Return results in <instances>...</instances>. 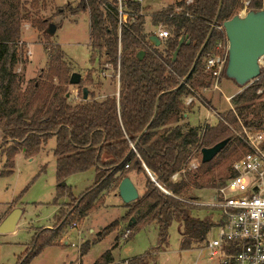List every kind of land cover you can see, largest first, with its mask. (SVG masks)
<instances>
[{
    "label": "trees",
    "instance_id": "1",
    "mask_svg": "<svg viewBox=\"0 0 264 264\" xmlns=\"http://www.w3.org/2000/svg\"><path fill=\"white\" fill-rule=\"evenodd\" d=\"M31 1L34 6L37 4V0ZM250 3L248 9L264 8L261 0H250ZM17 4L18 0H0V152L12 149L14 155L16 148L21 147L31 153L46 144L50 137H54L53 155L56 158V179L59 180L57 189L61 190L65 186L64 178L68 175L94 167V182L73 198L69 208L68 215L76 212L80 217L94 209L100 196L108 189H116L122 178L129 177L131 172L143 174L146 178L144 192L137 199L135 207L134 204L131 208L129 205V212L134 216V219H130L134 223L133 231L154 222L158 226L159 243L163 244L172 221H177L182 225L181 249L189 248L191 243L202 242L213 224L212 218L193 215L191 210L195 207L187 201L192 197L184 198L187 196L184 192L189 188V182L202 186L199 181L203 178L202 173L194 176L193 172L185 170L178 181H173L171 176L185 162L188 169L191 154L200 150L205 141L214 139V133L220 131L216 142L230 137L225 147L234 138L221 121L216 128L205 127L201 138L198 128L191 127L183 131L178 123L184 113V98L194 94L196 89L213 83L208 73L201 75L198 69L201 59L215 42V28L191 74L179 88H174L188 73L204 43L219 0H192L189 3L187 0H177L173 5L156 11L152 15L151 25L156 27L162 24L169 30L168 37L157 46L148 40L152 32L145 31L144 15L121 26L119 44L116 9L104 13L99 9L97 0H80L75 5L76 9L84 10L87 5L90 9L92 51L89 60H95V50L102 52L106 56V62L117 71L120 87L118 96L97 100L93 96L88 98L87 94L86 99L76 104L68 103L64 89L53 92V86L49 84L40 88L33 84L29 89L19 92L12 71L17 62L16 42L21 36V15L14 11ZM240 5L239 0H222L217 25L237 14ZM175 6L181 8L179 12L174 9ZM128 7L136 13L141 8L148 9L137 2H128ZM25 18L29 19L27 15ZM45 22V19H31L34 26ZM180 37L185 38L176 58L172 60ZM50 51L51 58L59 62V47H53ZM140 51H144L141 58L138 57ZM57 69L62 67L59 65ZM224 69L220 80L226 78ZM57 75L66 82L63 72H58ZM259 89L262 90L260 93ZM263 96L264 72L261 71L256 79L239 86V90L231 97V107L228 109L230 116L226 120H231L238 127V120L247 125L264 123ZM157 97V113L152 119ZM149 123L146 131L139 137ZM236 145L240 146V150L243 149L239 139L236 140ZM7 163L12 167V159L7 157L5 164ZM206 164L200 159L197 170L204 172L202 167ZM144 165L170 193L162 191L151 180ZM109 231L107 227L98 232V239ZM48 232L51 234L44 235L40 232L33 235L30 247L21 254L16 264H28L56 235V231ZM87 246L80 247L82 254L86 252ZM150 255L146 253L130 258L126 263L114 264H152ZM111 262V251L106 250L93 264Z\"/></svg>",
    "mask_w": 264,
    "mask_h": 264
},
{
    "label": "rangeland",
    "instance_id": "2",
    "mask_svg": "<svg viewBox=\"0 0 264 264\" xmlns=\"http://www.w3.org/2000/svg\"><path fill=\"white\" fill-rule=\"evenodd\" d=\"M79 1L37 0L34 6L31 0H18L14 11L21 15V36L16 42L17 62L12 71L19 92L29 89L33 84L39 88L49 84L53 86V92L64 89V95L70 104L79 103L83 99L84 87L87 89L88 98L93 96L97 100H103L107 96H118L120 87L118 73L106 62V56L95 50V60L92 62L89 60L92 51L90 9L88 5L84 10L76 9L75 5ZM176 1L144 0V6L148 8L145 10L146 33L152 29L149 27H152V15ZM247 1L250 3V0H239L241 5L237 14L245 12L243 8ZM174 9L179 12L181 8L175 6ZM25 15L29 19H26ZM36 18L45 19V24L32 25L31 19ZM49 23L56 25L53 34L47 32ZM158 26L164 27L162 24ZM214 28L217 35L208 52H214L217 43L226 39L224 31ZM56 46L61 51L59 62L51 58L50 49ZM59 65L62 69L58 70ZM58 72H63L66 82L58 77ZM72 72L81 75L79 83H69ZM198 73L206 74L203 59ZM219 88L209 84L208 87L196 89V95L190 104H186V97L184 98V113L178 122L183 131L196 127L201 138L205 127L216 128L221 121L234 136L230 145L219 151L205 167H202L204 172L197 170L201 159L197 149L189 158V161L193 160L196 163V167L187 169L185 162L171 176L173 181H178L185 170L193 172L194 176L202 173L203 178L199 179L201 187L188 183L189 188L184 192L187 196L184 198H192L187 200H208L210 189L218 187L226 179L230 165L240 155V146L236 145V140L239 139L238 126L231 120H226V117L230 116L228 109L231 107V98L228 101L225 99L226 96H233L239 90V86L228 78H222ZM214 134H216L212 137L214 139L205 141L203 146H211L214 144L213 141L216 142L220 131ZM54 146L55 138L50 137L46 144H42L38 150L31 153L21 147L16 148L14 155L12 149L3 150L5 153L0 152V221L12 209L16 207L22 209L15 231L0 234V264H16L21 254L30 247L33 235L40 232L50 235L51 232L48 231H56V235L30 259L28 264H93L106 250L111 251L113 258V262L109 264L126 263L128 259L146 253L151 254L152 264H192L196 259L197 264L212 263L202 256L200 259L197 258L195 248L201 241L191 243L187 249H181L182 225L177 221H172L163 244L159 243L158 226L154 222L144 224L133 231L134 223H131L130 219H134V216L129 212V205L130 208L133 204L135 207L137 199L144 192L146 178L143 174L130 173L139 190V197L135 201L125 204L118 196L117 188L108 189L86 216L80 217L76 212L68 215L73 198L83 193L94 182L95 168L90 167L68 175L63 181L64 188L57 189L59 180L56 179ZM7 157L12 159V167L10 163L5 164ZM191 213L200 218H214V213L208 207L193 208ZM107 227L110 229L108 234L98 239L97 233ZM126 229H129V233L124 236ZM216 234L217 228L214 227L209 230L208 237H214ZM83 245H88L84 254L80 250Z\"/></svg>",
    "mask_w": 264,
    "mask_h": 264
},
{
    "label": "built area",
    "instance_id": "3",
    "mask_svg": "<svg viewBox=\"0 0 264 264\" xmlns=\"http://www.w3.org/2000/svg\"><path fill=\"white\" fill-rule=\"evenodd\" d=\"M97 2L99 9L104 13L116 9L119 44L121 26H126L137 16L145 17V10L142 8L136 13L128 7V2H137L141 7H145L144 0H97ZM248 3L249 1L245 2L243 8L245 12L248 10ZM216 28L224 31L222 24ZM150 32L160 41L169 35V31L163 26H156V29ZM149 42L151 43L150 40ZM227 49L228 43L225 39L217 43L214 52L206 53L203 58L204 72L212 77L214 88L220 89L219 82L227 61ZM259 65L264 72V56L259 58ZM195 95L196 93L189 94L185 103L190 104ZM231 97L226 96L225 99L228 101ZM238 121V138L243 149L230 165L228 176L220 186L210 189L208 200H187L195 208L208 207L214 213L213 224L209 230L217 228L216 236L208 237V231L195 248L197 258L200 259L202 256L206 261L212 262L211 264H264V123L247 125ZM200 150L197 151L199 155ZM192 167H196V163L190 160L188 169ZM144 168L147 174L154 178L152 173ZM154 183L165 193H170L158 181ZM128 233L129 229H126L124 236ZM192 264H197V259Z\"/></svg>",
    "mask_w": 264,
    "mask_h": 264
},
{
    "label": "water",
    "instance_id": "4",
    "mask_svg": "<svg viewBox=\"0 0 264 264\" xmlns=\"http://www.w3.org/2000/svg\"><path fill=\"white\" fill-rule=\"evenodd\" d=\"M221 6L222 0H219L216 15L204 43L198 50L190 70L174 89L179 88L186 81V79L194 69L198 58L200 57L208 39L210 38L211 32L217 25V19ZM222 27L224 29V33L228 43L227 61L224 69L226 78L234 81L238 86H244L256 79L261 73L259 58L264 56V8L259 10L248 9L243 14H235L231 18L223 21ZM55 30V23H49L47 32L49 34H53ZM184 38L185 37L179 38L178 45L172 54V60L176 58L177 52L179 50V47L183 43ZM149 40L156 46L161 42L160 39L155 35H150ZM186 42L188 43L189 40H187ZM143 54L144 51L138 52V57L141 58ZM80 79L81 75L79 73L72 72L69 78V83L77 84L79 83ZM82 92L83 99H86L87 89L84 87ZM158 102L159 97H157L155 102V109L152 119L156 116ZM150 123L143 129L139 137L146 131ZM229 141L230 137H225L224 139L215 142L211 146H203L200 150L201 162H209L219 151H221L226 146ZM144 167L146 166L144 165ZM151 180L157 181L155 177L151 178ZM117 193L125 204L131 203L139 197L138 189L128 176L120 180L117 187ZM21 213V208L16 207L12 209L6 215V217L2 221H0V234L13 232Z\"/></svg>",
    "mask_w": 264,
    "mask_h": 264
},
{
    "label": "crops",
    "instance_id": "5",
    "mask_svg": "<svg viewBox=\"0 0 264 264\" xmlns=\"http://www.w3.org/2000/svg\"><path fill=\"white\" fill-rule=\"evenodd\" d=\"M262 1V5H263V7H264V0H261ZM146 26H147V24L144 26L145 27V31L147 32V29H146ZM150 27V29H151V31L152 30H155L156 29V27H151V26H149ZM148 32H150V31H148ZM130 177V179L132 180V182L134 183V185L136 186V188H137V184H136V182H135V179L133 178V176H129ZM138 189V188H137ZM138 192H139V190H138ZM121 199V198H120ZM122 201V200H121ZM63 202V201H62ZM123 202V201H122ZM124 203V202H123ZM57 209H58V206L56 207V211H57ZM17 226V225H16ZM15 229H16V227H15ZM15 231V230H14ZM13 231V232H14ZM13 232H10V233H13ZM6 234H8V233H6ZM2 235H5V234H2Z\"/></svg>",
    "mask_w": 264,
    "mask_h": 264
}]
</instances>
